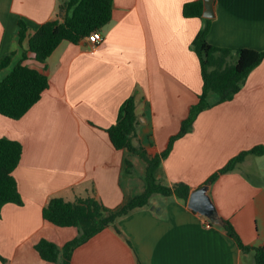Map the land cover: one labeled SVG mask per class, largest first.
I'll return each mask as SVG.
<instances>
[{
	"label": "crops",
	"instance_id": "crops-1",
	"mask_svg": "<svg viewBox=\"0 0 264 264\" xmlns=\"http://www.w3.org/2000/svg\"><path fill=\"white\" fill-rule=\"evenodd\" d=\"M68 0H0V58L15 54L2 81L18 63L47 76L49 88L19 120L0 115V138L19 141L23 154L14 172L23 205L7 204L0 218V264H55L36 245L46 239L62 249L75 227L43 219L55 198L95 199L117 209L145 190L146 164L117 150L107 129L133 97L138 124L133 143L163 152L203 90L192 43L206 18H186L183 7L199 0H114L103 40L63 41L45 63L16 35L23 20L34 34L59 18ZM208 42L218 48L264 51V0H215ZM264 145V61L231 101L203 111L193 130L163 160V185L185 184L192 193L239 154ZM135 175H127L126 161ZM208 213L175 197L157 195L77 247L71 264H255L220 226L229 221L242 242L264 246V155L244 162L205 189Z\"/></svg>",
	"mask_w": 264,
	"mask_h": 264
},
{
	"label": "trees",
	"instance_id": "trees-1",
	"mask_svg": "<svg viewBox=\"0 0 264 264\" xmlns=\"http://www.w3.org/2000/svg\"><path fill=\"white\" fill-rule=\"evenodd\" d=\"M114 0H68L60 7L59 18L44 23L34 34L30 35L25 21L17 23L16 35L22 45L27 41L28 50L23 59L32 54L36 61L45 63L63 41L78 44L87 39L93 32L102 31L112 20ZM203 0L187 3L183 7L186 18H202ZM212 21L205 23L192 43L196 53L203 79V90L197 104L189 108L187 118L181 122L179 132L169 139L166 149L155 155L149 154L143 147L136 146L133 138L136 134L138 118L133 97L127 99L120 108L117 122L107 129L111 142L117 150H128L139 156L146 164L143 180L145 190L141 195L132 196L125 205L117 209L105 207L95 199H80L66 202L63 199H52L43 209L45 221L61 228L75 227L78 236L69 241L62 249L55 243L42 239L36 250L40 257L55 264H71L74 250L92 237L108 228L117 226L119 219L128 216L138 208L146 207L153 197H175L188 204L192 194L191 187L176 184L172 187L162 184L159 174L161 164L173 150L175 142L193 130L197 117L205 110L231 101L241 91L251 72L264 61V51L253 49H227L211 45L207 40ZM14 53L0 58V72L11 66ZM49 88L46 75L18 63L11 72L0 81V115L19 120L35 105ZM23 146L19 141L0 138V218L2 209L7 204L23 205L14 172L19 166ZM248 155L263 156L264 145L245 151L231 159L204 183L202 188L211 186L220 176L229 173L244 162ZM127 175H135L134 165L126 161ZM220 226L227 232L239 248L246 254L253 253L255 264H264V246L250 247L245 245L233 225L219 219ZM5 263V259L0 256Z\"/></svg>",
	"mask_w": 264,
	"mask_h": 264
},
{
	"label": "water",
	"instance_id": "water-1",
	"mask_svg": "<svg viewBox=\"0 0 264 264\" xmlns=\"http://www.w3.org/2000/svg\"><path fill=\"white\" fill-rule=\"evenodd\" d=\"M204 4V10H203V18L206 19H212L214 17V6H215V0H203ZM207 187H204L198 191H195L191 194L189 202H188V207L189 209L201 213V214H206L208 213L207 210V205L208 199L204 195L205 189ZM219 222V219H218Z\"/></svg>",
	"mask_w": 264,
	"mask_h": 264
},
{
	"label": "built area",
	"instance_id": "built-area-1",
	"mask_svg": "<svg viewBox=\"0 0 264 264\" xmlns=\"http://www.w3.org/2000/svg\"><path fill=\"white\" fill-rule=\"evenodd\" d=\"M88 42L94 44V45H98L102 42L103 40V36L101 31H95L93 32L88 38H87Z\"/></svg>",
	"mask_w": 264,
	"mask_h": 264
}]
</instances>
